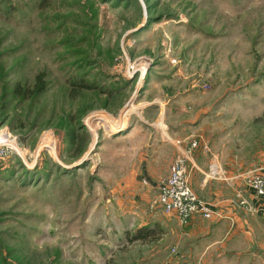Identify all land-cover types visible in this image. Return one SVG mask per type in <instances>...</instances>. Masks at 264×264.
<instances>
[{"label":"rangeland","instance_id":"obj_1","mask_svg":"<svg viewBox=\"0 0 264 264\" xmlns=\"http://www.w3.org/2000/svg\"><path fill=\"white\" fill-rule=\"evenodd\" d=\"M162 132L220 158L208 178L248 166L246 186L264 0H0V264H234L153 203L186 150L151 158Z\"/></svg>","mask_w":264,"mask_h":264},{"label":"crops","instance_id":"obj_2","mask_svg":"<svg viewBox=\"0 0 264 264\" xmlns=\"http://www.w3.org/2000/svg\"><path fill=\"white\" fill-rule=\"evenodd\" d=\"M172 138L166 140L165 134L162 132L161 137L152 143L151 158L159 157V155L161 158L166 157L168 144L165 141L171 143L175 152L183 151L188 147L186 143H179L180 139ZM186 159L192 190L199 197L209 200L212 208L216 210V215L211 218L193 216L184 225L187 227V231L192 234L202 233V237L205 236L207 241L206 250L215 249L217 256H233L234 264H264V205L260 197L242 183L241 177L246 175L248 166L240 163L237 168L233 166V170L227 166L231 163H227L224 167L222 166L225 178L215 180L208 178L205 171L210 163L219 166L223 164L216 155L210 158L202 153L201 149H195L187 154ZM172 161L170 158L169 163L163 167L165 176ZM157 177L159 179L161 175L154 176V178ZM139 180V184L144 186L148 184L146 179L140 178ZM143 180H146L147 184H144ZM238 189H241L249 204L257 207L255 213L249 214L244 207L238 205ZM165 215L179 223L174 214Z\"/></svg>","mask_w":264,"mask_h":264},{"label":"built area","instance_id":"obj_3","mask_svg":"<svg viewBox=\"0 0 264 264\" xmlns=\"http://www.w3.org/2000/svg\"><path fill=\"white\" fill-rule=\"evenodd\" d=\"M190 143L184 153L176 156L171 162L167 175L158 184V194L153 200V203L165 214H174L181 225H186L195 215L202 218H211L216 215V210L212 208L211 204L192 190L190 176H188L186 168V158L197 143L195 141ZM220 171L219 165L211 163L205 175L218 177ZM248 174L246 186L260 197L264 205V161L251 169ZM143 183L147 184V181L143 180ZM240 205L249 211L257 210V207L244 199L240 201Z\"/></svg>","mask_w":264,"mask_h":264},{"label":"trees","instance_id":"obj_4","mask_svg":"<svg viewBox=\"0 0 264 264\" xmlns=\"http://www.w3.org/2000/svg\"><path fill=\"white\" fill-rule=\"evenodd\" d=\"M77 86L80 87L79 89H83V90L92 88V86L89 83H87V82H84V83H81V84H77ZM44 90H45V83L42 80V74H38L35 77L34 86L29 91H30V93H32L35 96V95L42 94L44 92ZM17 93L22 95L24 93V90H21L20 86H18V92ZM149 233H150L149 229L144 227V228L139 229L138 230V234L136 236H134V237L136 239H138L139 237H143L144 238V237L149 236Z\"/></svg>","mask_w":264,"mask_h":264}]
</instances>
